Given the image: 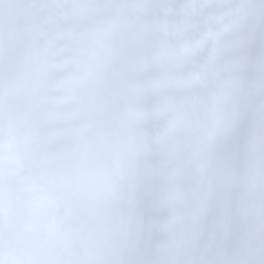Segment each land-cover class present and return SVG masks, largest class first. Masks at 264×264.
I'll use <instances>...</instances> for the list:
<instances>
[{"label": "snow or ice", "instance_id": "snow-or-ice-1", "mask_svg": "<svg viewBox=\"0 0 264 264\" xmlns=\"http://www.w3.org/2000/svg\"><path fill=\"white\" fill-rule=\"evenodd\" d=\"M0 264H264V0H0Z\"/></svg>", "mask_w": 264, "mask_h": 264}]
</instances>
